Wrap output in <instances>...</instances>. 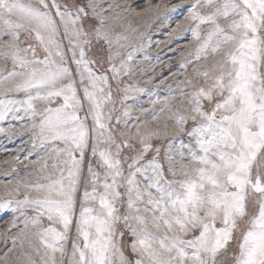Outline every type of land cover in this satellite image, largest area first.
I'll list each match as a JSON object with an SVG mask.
<instances>
[{"label": "snow or ice", "instance_id": "snow-or-ice-1", "mask_svg": "<svg viewBox=\"0 0 264 264\" xmlns=\"http://www.w3.org/2000/svg\"><path fill=\"white\" fill-rule=\"evenodd\" d=\"M3 124L0 264H264V0H0Z\"/></svg>", "mask_w": 264, "mask_h": 264}, {"label": "rangeland", "instance_id": "rangeland-1", "mask_svg": "<svg viewBox=\"0 0 264 264\" xmlns=\"http://www.w3.org/2000/svg\"><path fill=\"white\" fill-rule=\"evenodd\" d=\"M136 3H138L139 6L143 7L148 0H135ZM152 3H157L158 0H151ZM164 2H168V0H164ZM172 3H179L180 0H171ZM149 17L145 16L143 18L138 19L136 22L142 27V29H146L147 22L149 21ZM182 19V17L179 15H175L174 18L170 20L169 23L161 27L159 24H154L151 29H147L149 33L151 34L153 47L149 50L150 54L154 57L152 63L153 64H161V63H167V61L171 58L175 60L178 57V53L176 56H173V53L169 51V48L175 49L177 45H183L186 40L185 39H179L175 40L172 44H167L168 39V33L171 31L173 27H175L176 22ZM170 24V25H169ZM159 43L160 48L155 47V45ZM159 55V61L155 59V57ZM157 71H161V69L158 67ZM175 71V69H173ZM163 72L165 75L168 74V69H163ZM147 98L144 97L142 102H146ZM135 107V106H133ZM0 126L7 127V124H3ZM16 127L19 128L20 124L16 123ZM27 135H18L15 137H7L5 134L0 133V180H4L5 177L2 175V173L10 166L5 165L3 162L5 160H11V158L17 154H19L20 159L23 160L24 155L28 153L29 148L31 147L30 143L25 144L26 141H28ZM23 149V151H19V149ZM31 159H35V154L31 157ZM21 174H23V166L21 165Z\"/></svg>", "mask_w": 264, "mask_h": 264}, {"label": "bare ground", "instance_id": "bare-ground-1", "mask_svg": "<svg viewBox=\"0 0 264 264\" xmlns=\"http://www.w3.org/2000/svg\"><path fill=\"white\" fill-rule=\"evenodd\" d=\"M178 17H179V15H178ZM170 25V24H169ZM174 28V27H173Z\"/></svg>", "mask_w": 264, "mask_h": 264}]
</instances>
